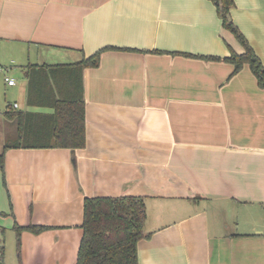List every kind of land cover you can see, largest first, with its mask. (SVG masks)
Masks as SVG:
<instances>
[{
  "label": "crops",
  "instance_id": "0c3cea01",
  "mask_svg": "<svg viewBox=\"0 0 264 264\" xmlns=\"http://www.w3.org/2000/svg\"><path fill=\"white\" fill-rule=\"evenodd\" d=\"M233 3L264 65V0ZM99 50L84 146L4 152L0 264L12 245L17 264H75L84 198L118 196L144 200L138 264H264V88L247 64L201 58L244 51L211 0H0V152L19 138L10 114L53 113L27 103V70ZM14 224L46 229L17 251Z\"/></svg>",
  "mask_w": 264,
  "mask_h": 264
},
{
  "label": "trees",
  "instance_id": "16d2710c",
  "mask_svg": "<svg viewBox=\"0 0 264 264\" xmlns=\"http://www.w3.org/2000/svg\"><path fill=\"white\" fill-rule=\"evenodd\" d=\"M211 1L216 7L222 27L234 35L244 51L241 54L230 51V55L224 58L199 57L231 63L233 65L232 74H235L242 65L247 64L257 85L264 88V65L230 18L233 0ZM100 52L101 50L70 65L40 66V68L33 66L27 70V103L51 107L53 113L14 112L10 114L16 119L19 138L14 145L6 144L0 152L2 172L4 152L12 146L71 150L84 146L82 70L98 66ZM73 165H75L74 157ZM144 220L145 207L142 197H85L81 223L82 236L75 264H138L137 242L149 237V234L144 232ZM13 229L16 234L18 251L19 235L22 231L26 230L36 234L46 227L14 224Z\"/></svg>",
  "mask_w": 264,
  "mask_h": 264
},
{
  "label": "rangeland",
  "instance_id": "374dc122",
  "mask_svg": "<svg viewBox=\"0 0 264 264\" xmlns=\"http://www.w3.org/2000/svg\"><path fill=\"white\" fill-rule=\"evenodd\" d=\"M23 108L25 107L23 106ZM10 253H11V258H9ZM16 254L17 252L15 250L14 245H12L11 248L7 246V248H5L4 250V256H3V259L5 260V264H17L18 260Z\"/></svg>",
  "mask_w": 264,
  "mask_h": 264
},
{
  "label": "built area",
  "instance_id": "2783aa9c",
  "mask_svg": "<svg viewBox=\"0 0 264 264\" xmlns=\"http://www.w3.org/2000/svg\"><path fill=\"white\" fill-rule=\"evenodd\" d=\"M5 82L8 84V85H14L15 84V80L13 78H10V77H5ZM13 107L16 108L17 107V104H13Z\"/></svg>",
  "mask_w": 264,
  "mask_h": 264
}]
</instances>
